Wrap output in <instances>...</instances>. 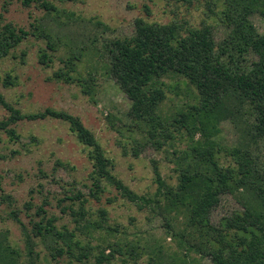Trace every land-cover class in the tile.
Instances as JSON below:
<instances>
[{
  "label": "trees",
  "instance_id": "1",
  "mask_svg": "<svg viewBox=\"0 0 264 264\" xmlns=\"http://www.w3.org/2000/svg\"><path fill=\"white\" fill-rule=\"evenodd\" d=\"M21 1L27 7L36 4L45 9L46 16L32 31L12 22L2 25L0 61L32 35L46 40V47L39 50V62L54 67L62 43L72 44L67 56H60L62 66L54 68L50 80L76 83L84 94L94 98L102 70L129 97L132 126L146 135V142L135 140L136 157L148 143L161 150L186 139L187 147L172 153L177 184L167 183L153 160L157 191L154 196L140 195L114 173L113 160L80 116L52 107L27 113L0 92V104L9 112L0 120V129L11 140L21 139L16 127L20 121L62 120L89 148L93 162L89 182L84 184L89 192L79 190L59 200L60 204L68 199L81 201L79 209L69 207L77 218V227L60 228L58 217L46 207L48 200L38 206L31 201L24 204L27 211L35 208L30 224L22 220V210L9 208L8 217L19 224L25 247L22 250L14 245L10 232L0 230V264H44L37 239L52 258L67 256L68 264H112L116 256L126 263L139 262L144 254L149 256V264H201L205 258L212 264H264V33L252 21L255 14L264 18V0L209 1L213 23L204 21L200 27L190 26L187 20L163 24L138 17L135 33L127 37H102L94 31L74 33L80 19L61 11L54 0ZM180 1L193 5L196 0ZM98 25L109 29L102 22ZM215 25L228 29L219 42ZM21 55L25 60L27 53ZM85 60L91 69L87 75L79 69ZM168 79L184 80L192 97L172 112L164 111L163 106L168 91L180 85ZM0 82L8 86L18 81L7 73L0 74ZM223 121H230L238 133L232 146L222 145L217 139L223 133ZM222 153L231 159L229 164L221 163ZM110 188L161 217L178 250H167L153 237L129 243L125 232L115 241L99 233L100 242L93 245L100 230L108 235L119 231L105 225L108 212L104 208L100 209L101 220L87 218L86 204L102 201ZM227 194L233 195L242 209H233L215 222L214 212L222 207ZM14 202L4 191L0 174V206L13 207Z\"/></svg>",
  "mask_w": 264,
  "mask_h": 264
},
{
  "label": "rangeland",
  "instance_id": "2",
  "mask_svg": "<svg viewBox=\"0 0 264 264\" xmlns=\"http://www.w3.org/2000/svg\"><path fill=\"white\" fill-rule=\"evenodd\" d=\"M209 1L217 0H196L193 5L180 0H54V3L61 11L74 13L80 19L74 33L94 31L102 37H127L135 33V20L138 17L163 24L173 20H187L189 25L194 27L202 26L204 21L213 23L209 19ZM45 16V9L36 4L27 7L21 0H0V28L5 23L12 22L19 28L32 31L38 20L44 19ZM252 21L259 31L264 33V18L255 14ZM98 22L107 25L109 29L99 26ZM215 26L214 35L219 42L227 35L228 29L223 25ZM44 47L45 39L31 35L13 49L8 57L0 61V74L5 76L11 73L18 81L17 84L8 86L0 82V92L6 100L27 113L52 107L80 116L113 160L114 173L140 195L154 196L157 191L153 160L157 161L165 181L176 185L178 173L172 153L185 149L186 139H178L173 146L166 145L161 150L148 143L136 157L133 154L135 140L143 143L147 138L139 128L132 126L128 116L131 100L115 79L101 70L98 73V90L94 98L84 94L76 83L50 80L49 76L54 68L62 66L60 56L66 57L72 44L70 46L62 43L61 49L55 54L54 67H46L39 62V50ZM22 52L27 53L25 60L22 58ZM88 63V60H85L79 65L84 75L91 70ZM177 81L168 79V82L173 84ZM178 82L180 88L168 91L164 111L172 112L192 101L189 95L191 89H188L184 80L180 79ZM8 114V110L0 104V120L7 118ZM16 127L21 139L15 141L0 129V174L5 193L10 194L15 201L13 207L7 204L0 206V230H8L11 242L24 250L21 228L8 217L7 210H22V220L30 224L35 208L27 211L24 204L31 201L38 206L48 200L50 204L46 207L50 214L58 217L57 225L74 230L77 227V218L69 207L79 209L81 201L68 199L60 204L59 200L79 190L84 194L89 192L84 184L89 182L88 175L93 169V162L88 156L89 148L77 140L68 123L62 120H25L18 122ZM221 128L223 133L217 137L218 141L227 147L236 144L238 133L235 126L230 121H223ZM220 159L221 163L231 162L224 153ZM107 198H111L112 202ZM102 208L108 212L105 225H111L119 231L115 235H108L104 230H100L93 245L100 242V234L115 241L121 239L124 236L122 233L125 232L128 234L129 243L140 240L143 242L153 237L161 241L167 250H178L176 240L166 233L164 221L150 208L141 209L138 204L122 197L113 188H110V192L105 194L102 201L91 200L86 204L87 218L101 220ZM233 209L240 210L242 207L233 195L227 194L224 196L222 207L214 212V221L218 222ZM80 237L85 242L88 241L83 235ZM37 241V250L41 252L40 259L44 264H68L67 256L54 259L44 245L38 239ZM106 253L111 252L107 250ZM112 264H149V256L144 254L139 262L127 263L121 256H116ZM201 264L212 262L205 258Z\"/></svg>",
  "mask_w": 264,
  "mask_h": 264
}]
</instances>
